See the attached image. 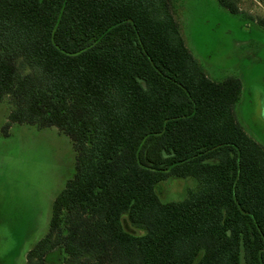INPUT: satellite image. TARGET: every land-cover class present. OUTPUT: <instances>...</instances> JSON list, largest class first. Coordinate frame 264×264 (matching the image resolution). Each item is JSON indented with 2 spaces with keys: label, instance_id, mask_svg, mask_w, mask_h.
<instances>
[{
  "label": "trees",
  "instance_id": "trees-1",
  "mask_svg": "<svg viewBox=\"0 0 264 264\" xmlns=\"http://www.w3.org/2000/svg\"><path fill=\"white\" fill-rule=\"evenodd\" d=\"M242 90L209 77L171 0H0L4 134L56 127L77 152L26 264H264V148L235 116ZM170 178L199 187L164 203Z\"/></svg>",
  "mask_w": 264,
  "mask_h": 264
},
{
  "label": "rangeland",
  "instance_id": "rangeland-1",
  "mask_svg": "<svg viewBox=\"0 0 264 264\" xmlns=\"http://www.w3.org/2000/svg\"><path fill=\"white\" fill-rule=\"evenodd\" d=\"M237 3L240 15L217 0H171L185 44L209 77L241 80L235 116L264 148V0ZM12 106L10 98L0 102V264H26L49 232L56 198L76 174L77 152L56 127L12 124L5 135ZM198 187L194 178H170L157 193L164 203L178 202Z\"/></svg>",
  "mask_w": 264,
  "mask_h": 264
}]
</instances>
